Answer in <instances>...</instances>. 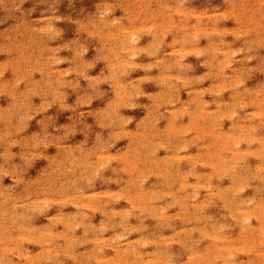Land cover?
I'll use <instances>...</instances> for the list:
<instances>
[{
    "label": "bare ground",
    "instance_id": "bare-ground-1",
    "mask_svg": "<svg viewBox=\"0 0 264 264\" xmlns=\"http://www.w3.org/2000/svg\"><path fill=\"white\" fill-rule=\"evenodd\" d=\"M125 8L123 17L100 13L89 22L106 75L92 65L90 73L72 67L67 76L54 54L35 61L29 34L27 49L17 35L0 48L4 86L33 70L39 99L57 100L61 87L60 94L78 91L97 126L86 143L59 144L44 155L38 178L15 184L0 178V264H264V195L253 199L264 187V132L257 131L264 127V0H225L227 26L193 0H132ZM194 57L203 64L200 74ZM136 68L145 71L138 80ZM251 72L258 85L245 83ZM19 100L0 102V133L8 114L27 111ZM133 105L139 114L125 112ZM107 133L121 146L104 150ZM20 140L27 150L36 141ZM47 204L55 211L33 218ZM168 206L176 216L165 212ZM90 209L104 228L120 229L101 236L103 228L85 214ZM180 217L189 221L184 228ZM135 219L138 226L128 227ZM158 223L171 226L170 234L145 256L137 243L149 248ZM174 244L179 256L170 254ZM63 256L70 261L61 262Z\"/></svg>",
    "mask_w": 264,
    "mask_h": 264
},
{
    "label": "rangeland",
    "instance_id": "rangeland-1",
    "mask_svg": "<svg viewBox=\"0 0 264 264\" xmlns=\"http://www.w3.org/2000/svg\"><path fill=\"white\" fill-rule=\"evenodd\" d=\"M132 0H0V48L8 44L12 40V36L17 35L18 44L25 43L28 39V34L31 35L33 47L37 49L35 61H41L42 58L54 54L61 57L62 60L59 64L60 69H65L68 76V70L72 67L81 69V72L90 73V67L95 65L97 70L103 74L104 65L97 57L96 46L97 40L92 36L88 29L90 28V19L96 17L98 14H109L116 17H123L126 14V6ZM198 6L203 8L207 15H218L214 22L218 26H227L230 18L224 12L225 0H193ZM212 6V8H209ZM50 24V29L43 31L42 25ZM37 28V29H34ZM29 32L27 33V31ZM6 33V34H4ZM25 49L28 48L27 43L24 44ZM242 46H245L242 44ZM247 51V47L242 49L241 54ZM5 53L0 51V79L7 78L8 72L5 70V65L2 62ZM234 65V63L232 64ZM192 68L196 73H202L203 64L196 57L192 58ZM6 71L3 72V71ZM35 72V71H34ZM33 70L30 73L33 83H28V79H16L15 82H10L8 86H4V81H0V102L4 105L9 102L19 100L25 102L28 107L25 113L24 110H19L14 114H8L5 117V125L3 131L0 133V178L6 183L15 184L22 181L27 176L38 178L44 170V155H52L58 151L57 146L64 143H86L87 134L96 136V123L93 114L89 113L91 107L84 106L82 100L83 96L78 91L68 90L60 94V90L56 93L59 95L57 100L51 101L47 98L39 99V94L36 89L39 88V76ZM145 71L142 68L133 70V78L138 80L144 77ZM262 76V75H261ZM71 77V76H70ZM36 78V79H35ZM38 78V79H37ZM245 83L252 86L254 82L258 85L254 72L245 78ZM18 82V83H17ZM36 82V83H35ZM13 86V87H12ZM33 86V87H32ZM38 86V87H36ZM8 88V89H7ZM27 90V93L24 92ZM48 90V89H47ZM14 91L16 96H14ZM17 91V92H16ZM29 91V92H28ZM147 91L154 93L155 86L147 84ZM11 92V93H10ZM46 92V91H45ZM214 94V92H212ZM48 95V94H45ZM97 95V94H96ZM82 96V98H81ZM94 96V95H93ZM99 98V96L97 95ZM126 113L132 115L139 114L135 105L130 110L124 108ZM243 112L241 107H237V113ZM251 112L249 111L247 113ZM26 115V116H24ZM90 120V121H89ZM259 133L264 132V127L259 126L257 129ZM37 134H43V138L39 139ZM34 136V141L27 150L20 139L22 137ZM103 137L104 150L116 145L121 146L120 139L116 138L111 133H107ZM28 140V139H27ZM208 168V167H207ZM204 167V169H207ZM103 172V171H102ZM30 179V178H27ZM255 179V178H254ZM252 179V181L254 180ZM251 181V182H252ZM210 182V181H209ZM207 183V185L209 184ZM219 184L220 181H214V184ZM253 183V182H252ZM99 182H97V185ZM88 183L86 184V186ZM260 187V186H259ZM89 188L86 187V190ZM208 193L212 191L209 186ZM36 193V192H35ZM39 195V193H36ZM264 195V187L257 189L254 193V198H261ZM118 205V203H115ZM61 208L65 207L64 204L60 205ZM215 207V206H214ZM28 208V207H26ZM55 209L52 204L44 205L35 209V219L42 220L48 214H51ZM215 210H218L215 207ZM26 211V210H25ZM85 213L91 220L97 221L102 232L101 236H110L111 233L119 230V224L111 223L107 228L102 225V218L97 215L93 209ZM170 216H176L177 209L174 206H168L165 210ZM85 216V217H86ZM95 216V217H94ZM181 227H186L189 224L188 219L180 217L177 221ZM126 223L128 227L138 226V219L135 223L128 220ZM168 224L171 225V219H168ZM116 224V225H115ZM102 225V226H100ZM171 226L167 224L162 225L158 223L152 227L151 234L149 235L152 243L150 249L143 243L138 242L137 245L143 250L144 255L151 257L153 246L158 237L170 234ZM132 240H135L134 232H127ZM26 246L32 250L37 251L36 244L28 242ZM147 247V248H146ZM170 254L179 256L181 249L176 244L169 247ZM63 255V254H62ZM61 256V255H59ZM62 258V259H61ZM60 261L67 263L70 259L61 257ZM81 256H79V260ZM248 260V256L244 257ZM53 262V260H51ZM167 262H175L167 256ZM53 264V263H52ZM171 264V263H170Z\"/></svg>",
    "mask_w": 264,
    "mask_h": 264
}]
</instances>
